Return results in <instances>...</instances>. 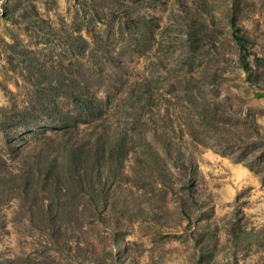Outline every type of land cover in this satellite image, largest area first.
<instances>
[{
    "label": "rangeland",
    "instance_id": "1",
    "mask_svg": "<svg viewBox=\"0 0 264 264\" xmlns=\"http://www.w3.org/2000/svg\"><path fill=\"white\" fill-rule=\"evenodd\" d=\"M0 146L66 185L2 204L0 264H264V0H0Z\"/></svg>",
    "mask_w": 264,
    "mask_h": 264
},
{
    "label": "trees",
    "instance_id": "2",
    "mask_svg": "<svg viewBox=\"0 0 264 264\" xmlns=\"http://www.w3.org/2000/svg\"><path fill=\"white\" fill-rule=\"evenodd\" d=\"M231 23L233 27V32L238 42L242 47L248 44V40L244 38L240 32L241 28L238 26V21L236 16H232ZM77 103L82 109H93V105L84 98L78 99ZM77 126H74V131L65 130L64 136L66 139L67 146L65 145L63 149L69 152L68 162L70 163V171L74 179V185L76 190L80 192H85V187L87 185H93V177L88 176L89 170L79 167L77 161L81 159L82 152L78 149V144L72 140V137H76L78 131H76ZM50 139L59 140L61 139V133H56L54 136H48ZM84 139V138H83ZM21 148V147H20ZM21 154L24 153V149H20ZM46 149H42L38 152L39 156L43 159L30 160V164L27 165L28 160L25 159L26 167H19L13 161L14 156L11 155L9 149L0 146V222L7 221L5 219L6 214L2 204H11L14 199L21 200L24 204L22 206V215L25 220L38 219L45 226L56 223L59 214L63 212V207L61 206V196L66 190V185L63 176H61L62 169L59 167V156L57 155L54 159L48 157V152ZM104 155H108L107 146H104ZM49 159L47 161L46 159ZM42 162V163H40ZM34 163V164H32ZM75 163V164H74ZM74 174V175H73ZM84 174V175H83ZM35 175L37 177H35ZM82 175V176H81ZM36 182H39L36 184ZM38 188V189H37ZM42 194L41 199L32 200L31 194ZM55 195L54 199L49 201L47 195ZM32 201L30 205H26L28 201ZM27 201V202H26ZM2 210V212H1ZM41 212V215H39Z\"/></svg>",
    "mask_w": 264,
    "mask_h": 264
}]
</instances>
